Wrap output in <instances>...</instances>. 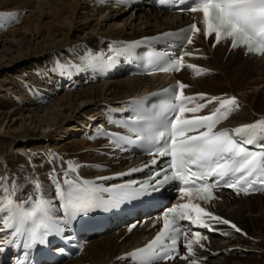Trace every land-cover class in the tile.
<instances>
[{
	"label": "bare ground",
	"instance_id": "bare-ground-1",
	"mask_svg": "<svg viewBox=\"0 0 264 264\" xmlns=\"http://www.w3.org/2000/svg\"><path fill=\"white\" fill-rule=\"evenodd\" d=\"M98 1L99 0H0L1 24L11 22L12 19L20 17V14L24 12L25 8H28L30 5H34L35 3L37 4L35 14L32 13L31 16L25 17L23 19L24 25L20 27L18 31H14V33L12 32L15 34L22 29L23 32L20 31V33L16 34L17 36H20L21 33L27 34L28 32H31V39L26 40L21 36L18 38V40H11L6 36L1 41L0 53H3V56H0V73L6 72L7 68L10 69V67H16V65L20 64L24 60H28L31 57L37 58L39 55L42 56L41 58L47 56L49 57L53 55L54 50H58L61 57L65 55L72 57V63L73 61H78V59L85 61L87 58L88 60L92 61L94 65L101 66V64L104 63V56L106 55V52L112 47L117 45L123 46L136 38L163 33L169 29H175L191 22H195L200 28L201 25L199 23H202V17L200 13L197 12L196 14L192 15H178L170 13L166 10L160 11L146 9V11H144V13L139 16L134 14L135 11H139V9H133V12L129 14L125 13L127 12L125 9L113 7L101 1L98 3ZM84 4L85 6H83ZM89 7H92L94 11L99 14V16L96 17L98 19L97 24L98 26L103 27V32L96 36L91 34L90 36L87 34L81 39H73L71 34L72 31L76 29L75 24L77 23L75 22H81L86 19V17H84L86 15H81V10H85ZM119 16H122V19L114 21L116 17L119 18ZM44 18H50V21L46 23L45 27L47 30H49L47 35L45 34L44 30L40 29ZM101 20H104L105 22L103 25L100 24L102 22ZM110 20L113 21L109 23ZM52 22L61 25L62 30L55 31L52 29ZM195 33V37L200 38L201 31ZM96 43H103L105 45L101 46V49H99L98 47H95ZM23 44H25V46L22 47ZM198 45L203 49L209 48V51L201 55L198 52H194L195 57L190 58L189 55H186V58L184 59L188 65H196L198 67H186L185 71L181 72L183 70L181 69L179 72L180 74L176 75V77H179V75H181V77L182 75H186V79H182L184 84L188 86L183 89V92L186 94L204 92L208 96H213L214 94L218 93V91L221 92L218 88V82H220L222 79V75L215 69L219 68L224 63V60L222 59L223 52L224 55H230V65H235L240 70H243V68H245V66L248 64V62L245 61L247 58L251 62H255L256 60V62H259L258 65L263 63L260 67H258V69L261 72L264 71V55L248 53L244 47L231 48L230 40L222 41L218 45L214 46L211 45L210 41H207L204 39V37H202L200 38ZM10 46H16V48H18L17 50H19V56L8 57L6 55L8 54L7 52L9 50H12ZM96 54L100 55L96 56ZM4 59L5 62H3ZM49 67H52V69H59V65L57 63H53V65H50ZM201 68L207 70L203 72L206 75V78L202 80L199 78H193L194 76H197L196 73ZM81 75L83 76V74ZM214 78V81H210ZM166 80L168 79H165V77L162 75L150 77L134 76L127 79L118 80V82H115V80H108L109 82L105 81L101 85L91 84L82 91L66 90L70 92L62 95L58 102L56 100L57 103L55 102L51 105H42L51 99V97L45 95L43 100L37 104L41 105L36 108L37 110L35 114L30 119L32 121L31 124L34 123V125L38 126L40 121V113L50 110L48 113L51 116H55L52 120L56 121V127L51 132V135H47V137L57 135L65 130L67 125L65 122L68 120V117L71 116V114H69L68 117H63L62 114H64V109H66L67 112L72 113L71 105H73V108H75L73 109L74 111H78L74 119H83L86 120V122H91V119L87 118L86 116H89V114L92 113L98 115L99 111H101L100 117L103 120L104 115L109 111V108H107L106 105H119L120 103L124 102V99H128L134 95V93L137 95V93L144 91L150 85H157ZM235 87L238 92L243 90L241 86L240 88L237 85ZM192 88L200 89L195 91ZM108 92H112L117 95L123 93L131 95L122 99H118V101H114L113 99L115 98V95H112L110 100L113 101H109L107 96ZM223 94L224 93H219L218 95ZM232 94L234 96L236 92L234 91ZM223 97L227 96L223 95ZM246 100L248 99H243L245 102ZM55 107H61L64 109L59 111L61 113H52V111L55 110ZM7 108L8 104L6 105L4 101H0V116L3 117V122L0 124V132L4 130L8 119L9 121L13 122L12 125L17 123L16 125L18 129L21 131L18 134L5 133L0 136V153H6V155H3V160L0 164V176L5 174V176L8 177V181H6L7 178L2 176L6 179L1 180L0 184L10 186L16 184L18 181L16 185L22 189V191L18 193V199L23 201L26 200L30 194H35L34 184H30L31 178L33 176H30L31 170L34 173H38V180L41 178L46 181L53 179L56 182L57 179H60L59 172L57 171L58 169L60 170L61 166L62 172L66 170L65 174L68 173L67 175L69 178L79 179V175L82 173L75 172L72 174L69 169L65 168V166L68 165L63 163L62 158L58 154L49 153L47 158H45L44 156L46 155L44 154L37 155L33 153V150H35L33 148H35L36 144H38L34 140L36 138V140H40L42 138L38 139L39 135H35L34 133L30 132L29 127L26 125L27 120L17 118L20 113L16 112V110H7ZM245 111L246 110L243 108L239 116L232 118L233 120L228 125H240L247 122H252L258 119L257 117L264 114V110L260 113H245ZM49 119L48 123L51 122ZM84 124L85 122L80 123V127H82ZM43 138H45V136H43ZM30 141H32L31 144H27L28 142L30 143ZM99 143L100 141H95V143L91 144L97 145ZM27 145L32 147H30L31 149L24 152V150H26L25 146ZM40 145L37 146L40 147ZM43 145L46 146L48 144L45 143ZM15 148L16 151H13ZM9 153H12V155ZM16 165H18L19 168H16ZM46 169H50V172H45ZM49 192H54V194L56 193L55 190L53 191L52 189L45 187L44 193ZM57 198L58 194L53 197L52 203L55 204ZM253 199H257L258 201H253ZM211 207L217 214L223 215L225 218H228L233 222L235 221L237 226L242 231H244L246 235H244L242 232H236L235 229H231L222 223H215L216 227L214 229H220L221 233L218 239L213 238L210 242H206V246L202 249L200 256H207V260L203 263L201 262L200 264H248L246 261L237 260L235 258L238 257L236 255L242 252L243 249L247 250V252L250 253H248L250 256L253 255L256 257V259L262 257L264 260V194L245 196L221 193L218 194L211 203ZM247 223L253 226V232H251L252 234L247 231ZM111 233H113V235L104 237L108 234L107 233L105 235L96 237H101L99 239H91L88 246L84 249V251H82L83 253L80 256L75 258V260L64 261L60 264H130L129 261L125 258H122V256L124 253L143 243L142 238L143 236L147 235V229L145 227H138L131 232H129L127 229H122L121 231H115ZM225 233H227V235ZM233 243H235V245ZM232 257L235 258V261L232 259ZM160 264L183 263L180 261H171ZM251 264L264 263L262 261L259 262L255 260L251 261Z\"/></svg>",
	"mask_w": 264,
	"mask_h": 264
},
{
	"label": "snow or ice",
	"instance_id": "snow-or-ice-1",
	"mask_svg": "<svg viewBox=\"0 0 264 264\" xmlns=\"http://www.w3.org/2000/svg\"><path fill=\"white\" fill-rule=\"evenodd\" d=\"M189 10L202 12L205 35L212 37L214 34L217 44L231 38L233 48L245 46L248 53L264 55V0H195L194 6ZM193 31H200L195 23L188 30L164 33L163 36L187 33L186 42L191 44ZM140 43L142 41L127 46L120 54L132 55V49ZM182 66L183 57H180L160 70L179 71ZM205 71L207 70L201 68L196 75L199 76ZM186 87L188 86L179 83L178 90H164L165 93H171L172 101L163 102L159 118L149 127L132 129L136 133L135 141L128 136H119L114 141L119 144L120 141L135 143L148 140L159 144L155 156L169 157L170 163L168 170L162 169L157 173L159 179L155 180L153 190L169 181L179 180L185 185L180 189L181 194L189 198L188 203L178 204L163 214V227L149 243L126 254L125 258L131 259L133 264H159L163 260L174 258L169 253L175 250L180 237L187 241V255H184L183 259L189 260L194 256V245L202 248L200 240L206 237H202L197 231L193 233L195 239H188V230L183 228L181 221L195 224L202 216H207L224 225H230L236 232L242 231L229 220L215 216L198 203L192 202L196 199L210 201L214 198L213 190L218 183H209L210 178L218 177L226 181V186L235 189L237 194H248L250 190H254L257 178L259 183L264 185V119L234 129L217 131V125L239 107L238 98L212 97L205 104L186 109L183 107V101L194 99L183 95L182 90ZM197 95L203 98L207 94ZM143 99L133 103L142 106ZM178 101L181 103H177ZM213 101H219V106L210 114L184 117L185 111L197 113ZM169 112L174 113L171 118L168 116ZM248 146H255L260 150L252 151ZM152 163L155 164L156 159H153ZM70 172L74 174L76 168L72 167ZM55 187L61 201L63 214L60 217L55 215L53 203L43 195L38 181L34 182L35 194H30L23 201L18 199V193L22 191L18 185L0 184V224L3 229L9 230L11 236V239L2 243L13 244L23 237L26 240L24 246L28 249L37 243L46 244L48 237L58 235L62 231V222H70L80 214H87L96 209L116 207L146 193L149 186L134 188L131 185H120L101 188L92 181L69 178L65 174L62 181L57 179ZM102 192H110L111 195L105 199L101 195ZM202 226L209 227L207 224ZM27 255L29 253L25 252V256ZM190 264H198V261L191 259Z\"/></svg>",
	"mask_w": 264,
	"mask_h": 264
},
{
	"label": "rangeland",
	"instance_id": "rangeland-1",
	"mask_svg": "<svg viewBox=\"0 0 264 264\" xmlns=\"http://www.w3.org/2000/svg\"><path fill=\"white\" fill-rule=\"evenodd\" d=\"M36 6H37V4L35 3L34 5H30V7L25 8L24 12L22 14H20V17L12 19L11 22H9V23L1 24V21H0V43L6 36L8 37V39H11V40L12 39L18 40V38L21 36L26 40L31 39V36H32L31 32H28L27 34L21 33L20 36H17L16 35L17 33H20V31L23 32V30L21 29L19 32H16L15 34H13V33H14V31H18L20 29V27H22L24 25L23 19L25 17L31 16L32 13L35 14ZM83 6H85V4ZM89 8L85 9L86 11L85 10H81L82 12L80 11L81 15H83V16L86 15V16H84V17H86V19H84V21H81V22L80 21L75 22V23H77V24H75L76 29H74V31H72V34H71L73 39H75V38L81 39L87 34H89V35L91 34V35L96 36V35L100 34L101 32H103L102 31L103 27L98 26V24H97L98 19L96 17H98L99 14L97 12H95L92 7H89ZM132 12L133 11H127L125 13L130 14ZM92 13H94V14H92ZM143 13H144V11L139 10V11H135L134 14H137L140 16ZM93 15H94V17H93ZM121 19H122V16H119V18L116 17V19L114 21H118ZM48 21H50V18H44V21H42V23H41L42 25L40 27V29L45 31L46 35H47V32L49 31L45 28L46 23ZM101 21L102 22L100 24L103 25L105 22H104V20H101ZM111 21H113V20H110L109 23H111ZM52 26L53 27H51V28L54 29L55 31L56 30H62L61 25H59L55 22H52ZM96 28H97V30H96ZM98 28H99V30H98ZM66 30H68V29H66ZM201 37H202V35L200 36V38ZM200 38L196 37L195 41L193 42V45H191L190 48L192 50L195 49V51L199 50L197 52L201 55V54L208 52L209 48H205V49L199 48L200 46L198 45V42L200 41ZM103 45H105V44L96 43L95 47H98L99 49H101V46H103ZM211 45H212V42H211ZM23 46H25V44H23L22 47ZM10 48L12 50H9L7 52L8 54H6L8 57L19 56V50H17L18 48H16V46H10ZM225 55L223 52L222 59L224 60V63L222 64V66L215 69L216 71H218L222 75V79L220 80V82H218L219 83L218 88L221 92L218 91V93H216V95L219 93L220 94L224 93L223 94L224 96H226L227 94H229V96H230L235 91L236 95L238 96V100L243 103L242 106L246 110L245 113H247V112H256V113L262 112L264 110V71L261 72L258 69V67H260L263 63L261 65H258L259 62H256V60H255V62L254 61L251 62L249 59L246 58L245 61L248 62V64L245 66V68H243V70H240L235 65H230V55L229 56L226 55V57H225ZM0 56H3V53H0ZM41 57L42 56H40V55L37 56V58L31 57L28 60H24L25 62L22 61L20 64L16 65V67L15 66L13 68L10 67V69L7 68V71H6L7 73L6 72L0 73V101H4L6 103V105L8 104L7 110H10V109L16 110V112L20 113V115H18L17 118L18 119L22 118V119L27 120L26 125L29 127L30 132L34 133L35 135H39L38 139L42 138L40 140H36L37 138L34 140L38 144H36V147L33 148V149H35V150H33V153H35L37 155H41V154H44V152H51V153L57 152L63 158L71 159V161L72 160L75 161V163H77V165L80 164L82 166V167L80 166L82 169H88L89 161H96L95 160L96 157L94 154H92V151H89L90 145L85 140H83L81 138V135L77 134L79 129H81L80 123H83V122L87 123V122H86V120H83V119H80V120L74 119V117H76L78 111L73 110V109H75V108H73V105H71V108H72L71 112L72 113L67 112L66 109L61 108V107H55V110L52 111V113H61L59 111H62V109H64L63 110L64 114H62L63 117H68L69 114H71V116H69L68 120L65 122L67 124L65 127V130L62 131L61 133L57 134V135H52V136L47 137V135H51V132L56 127V121L52 120L53 117H55V116H51L48 113L50 110L49 111H43L42 113H40V116H39L40 121H39L38 126L34 125V123L31 124L32 121L30 119L35 114V112L37 110L36 108H38L39 105H41V104L37 105L38 103L35 104V102L32 99H28V97L30 98V95H32L31 92L33 90L41 88L42 92L50 94L53 99L51 98L48 102L43 103L42 105H51V104H54L56 102V100L58 102L59 98L62 95L66 94L70 91H82V90L86 89V87L90 86V85H86V86H84L80 89H76V90L61 91L59 93H57V92L53 93L52 92L53 87L45 84L47 82V80H49L50 82H52V80H53V83H54V81H56V79H57V77H55V74H52L51 72H49V66L53 65V63H57L60 66L61 62L63 64L67 62L66 58H68L69 56L65 55V56L61 57L58 50H54L53 55H51L49 57L47 56L44 58H41ZM57 57L59 59H56ZM3 62H5V59L3 60ZM35 64H37V65H35ZM42 66L43 67L47 66V68H43ZM38 69H40V70L45 69V70H48V72L43 73V70H42L41 76L39 77L38 72H40V71ZM36 70H38V71H36ZM205 76L206 75L203 73V74H201V76H198L197 78H195V77H193V78H195V79L199 78L202 80V79L206 78ZM185 77H186V75L185 76L182 75L181 79H186ZM122 79H127V77L126 78L120 77V78L116 79L115 82H118V80H122ZM214 80H215V78L211 79L210 81H214ZM109 81H106V82H109ZM102 83H104V82H102ZM102 83H94V85H101ZM234 85L235 86L237 85L239 88L241 86V88L243 90L241 92H238ZM192 89L195 91H198L200 88H198V89L192 88ZM206 92H208V91H206ZM209 93H211V92H209ZM112 95L113 96L115 95V98L113 100L118 101V99L125 98L131 94L123 93V94L117 95L115 93H112V92L109 93L108 92L107 96L109 98V101H113V100H110ZM246 98L248 100H246V102L243 101V99H246ZM213 103H214V101L212 103H210V106L213 105ZM239 106H241L240 103H239ZM94 111H97V110H94ZM241 112H239L238 114H240ZM90 115H92V114H89V116ZM89 116H86V117L89 118ZM48 119L51 120L50 123H48ZM2 122H3V117L0 116V124ZM7 124H8V126H7ZM12 124H13V122L9 121V119H8L6 124H5L4 130L2 132H0V136L5 134V133L6 134H16V133L18 134L21 131L20 129H18V127L16 125L17 123L15 125H12ZM10 127H11V129H10ZM9 129H10V132H9ZM72 132H74V133H72ZM43 136H45V138H43ZM74 138H76V139H74ZM31 142L32 141H30V143L28 142L27 144L30 145ZM45 143L48 145L44 146L43 144H45ZM40 144H42V145H40ZM29 145L25 146L26 150H24V152L31 149L30 147H32V146H29ZM37 145H40V147H38ZM93 145L94 144H92V147H93ZM13 151H16V148ZM42 151H44V152H42ZM9 154L12 155V153H9ZM3 155H6V153L5 154L0 153V164L2 163L1 161L3 160V158H2ZM15 167L19 168L18 165H16ZM31 172H30V176L32 175ZM33 175L38 177V175L36 173H33ZM2 176H5V174H2L1 177ZM2 178H4V177H2ZM31 180L35 182L34 176H32ZM37 181L38 180L36 179V182ZM40 182L39 183H40L41 187H44L45 185H47V183H49V181H46L42 178H41ZM253 201H258V200L253 199ZM247 227H248L247 231H249V233L252 234L251 232H253V226H251V225H249V223H247ZM109 235H113V233L108 232V234L104 237H107ZM99 238H101V237H99ZM99 238H96V239H99ZM235 243H233V244L235 245ZM248 253L249 252H247V250L243 249L242 252H240L238 255H236L238 257H235V258L237 260L246 261V262H248V264H251V261H255V260H257L259 262L262 261L264 263V260L262 257L256 259V257H254L252 254H251L252 256H250L249 255L250 253L249 254ZM250 257L254 260H252ZM235 258L232 257L233 260ZM206 260L207 259L203 260V262ZM252 263H254V262H252Z\"/></svg>",
	"mask_w": 264,
	"mask_h": 264
}]
</instances>
